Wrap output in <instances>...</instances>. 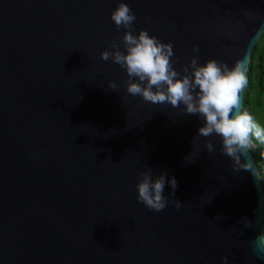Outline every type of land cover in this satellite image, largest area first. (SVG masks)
Returning <instances> with one entry per match:
<instances>
[{
    "label": "water",
    "instance_id": "obj_1",
    "mask_svg": "<svg viewBox=\"0 0 264 264\" xmlns=\"http://www.w3.org/2000/svg\"><path fill=\"white\" fill-rule=\"evenodd\" d=\"M120 2L0 0V264H264L261 175L233 171L218 139L209 154L197 116L129 96L101 59L124 34ZM123 2L178 70L197 55L250 68L264 35V0ZM145 168L178 182L160 212L137 201Z\"/></svg>",
    "mask_w": 264,
    "mask_h": 264
},
{
    "label": "clouds",
    "instance_id": "obj_2",
    "mask_svg": "<svg viewBox=\"0 0 264 264\" xmlns=\"http://www.w3.org/2000/svg\"><path fill=\"white\" fill-rule=\"evenodd\" d=\"M111 20L116 30H123L124 34L120 43L113 41L110 50L101 53V59L111 60L125 72L126 93L153 106H170L184 115L197 116L202 125L197 137L204 138L206 151L214 154L217 146L209 138L218 139L219 151L229 158L233 171H250L259 180L260 171L251 157L264 145V117H258L245 105L249 85L245 60H237L229 67L215 59L202 64L197 55L178 70L174 44L161 41L147 30L137 33V15L123 0L112 11ZM193 51L199 52L198 46ZM108 88L117 91L118 85L109 81ZM194 160L192 154L186 158L189 163ZM138 177L137 201L150 211L160 212L168 207L171 201L165 189L170 185V195L174 196L176 178L169 177L167 172L157 175L151 168L139 172ZM175 207L180 209V201ZM246 226L251 228V221L247 220ZM251 243L257 257L264 258V234L257 235ZM222 264H229L227 256Z\"/></svg>",
    "mask_w": 264,
    "mask_h": 264
},
{
    "label": "trees",
    "instance_id": "obj_3",
    "mask_svg": "<svg viewBox=\"0 0 264 264\" xmlns=\"http://www.w3.org/2000/svg\"><path fill=\"white\" fill-rule=\"evenodd\" d=\"M264 44V35L261 38V40L257 43L254 52H253V56H252V63L250 65L249 71H248V79H249V85L248 88L246 90V94H245V105L246 107L252 111L253 107L255 105L259 106V103L262 101L261 96L264 94V74L263 72H258V74L260 75L258 77V80L255 79V71L257 72V69H261V66L258 67V61L263 60L258 59L256 57L257 51L259 50L260 46ZM255 53V55H254ZM257 58V60H256ZM260 97L257 98L255 97V95H259ZM261 100V101H260ZM257 102V103H256ZM262 153H264V145H260L257 150L255 152H253V157L256 161V164L258 166V170L260 171V175H261V179H262V183H263V187H264V155H262Z\"/></svg>",
    "mask_w": 264,
    "mask_h": 264
},
{
    "label": "rangeland",
    "instance_id": "obj_4",
    "mask_svg": "<svg viewBox=\"0 0 264 264\" xmlns=\"http://www.w3.org/2000/svg\"><path fill=\"white\" fill-rule=\"evenodd\" d=\"M254 55H255V53H254ZM256 57L258 58V59H263V60H259L258 61V67H260L261 66V69H257V72L255 71V79L256 80H258V77L260 76L259 74H258V72H263V74H264V44H262L261 46H260V48H259V50L257 51V54H256ZM257 58H256V60H257ZM255 97H257V98H259L260 97V94L259 95H255ZM260 99H262V101L259 103V106L258 105H255L254 107H253V109H252V112L254 113V114H257L258 115V117H264V94L261 96V98ZM257 103V102H256Z\"/></svg>",
    "mask_w": 264,
    "mask_h": 264
}]
</instances>
